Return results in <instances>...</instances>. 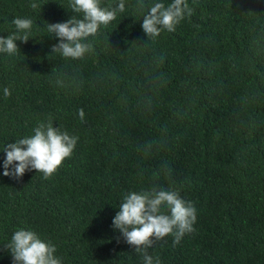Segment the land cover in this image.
<instances>
[{
	"label": "trees",
	"instance_id": "1",
	"mask_svg": "<svg viewBox=\"0 0 264 264\" xmlns=\"http://www.w3.org/2000/svg\"><path fill=\"white\" fill-rule=\"evenodd\" d=\"M139 2L124 0L72 59L52 53L47 30L82 18L70 0H0V37L14 18L33 22L17 54L0 52V264H13L5 244L21 228L62 264H144L113 219L125 194L154 186L197 209L179 244L148 249L160 264H264V0H186L192 14L156 38L143 16L173 0ZM49 120L78 137L72 155L47 179L4 176L5 145Z\"/></svg>",
	"mask_w": 264,
	"mask_h": 264
},
{
	"label": "clouds",
	"instance_id": "2",
	"mask_svg": "<svg viewBox=\"0 0 264 264\" xmlns=\"http://www.w3.org/2000/svg\"><path fill=\"white\" fill-rule=\"evenodd\" d=\"M144 6V0H140L138 7L143 9ZM30 7L36 9L39 5L33 2ZM70 8L76 14H82V18L74 15L66 22L48 23L47 30L59 38V43L52 46V53L80 59L92 50V44L86 43V39L95 36L102 25L106 27L118 13L124 12L125 3L119 0L115 7H101L100 0H70ZM192 11L186 0H173L168 6L162 2L154 3L143 16L142 28L148 38H156L165 29L174 31L185 14L190 16ZM12 23L17 31L0 37V52L8 55H15L20 50L18 40L27 43L33 22L17 17ZM3 91L5 98L11 95L9 88L5 87ZM84 116L81 108V121ZM77 140L78 137L54 127L51 120L40 122L34 128V135L5 145L2 150L6 153L3 175L20 179L26 171L36 170L45 179L50 178L65 158L72 155ZM196 220L197 209L193 202L182 198L178 191L154 186L150 190L125 194L113 219V227L122 233L126 243L141 253L144 264H160L159 257L154 258L148 249L169 235L174 236V244H179L185 234L194 231ZM5 247L12 255L13 264H62L61 258L55 255L56 246L32 230L15 231Z\"/></svg>",
	"mask_w": 264,
	"mask_h": 264
}]
</instances>
